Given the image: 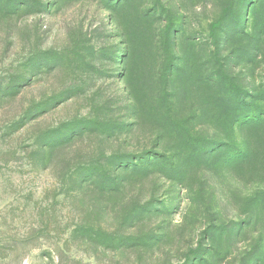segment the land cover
I'll return each mask as SVG.
<instances>
[{
    "label": "rangeland",
    "instance_id": "obj_1",
    "mask_svg": "<svg viewBox=\"0 0 264 264\" xmlns=\"http://www.w3.org/2000/svg\"><path fill=\"white\" fill-rule=\"evenodd\" d=\"M0 264H264V0H0Z\"/></svg>",
    "mask_w": 264,
    "mask_h": 264
}]
</instances>
